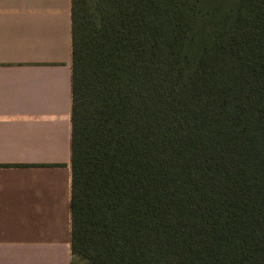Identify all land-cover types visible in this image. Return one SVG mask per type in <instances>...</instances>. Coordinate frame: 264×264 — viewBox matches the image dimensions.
<instances>
[{
  "label": "trees",
  "instance_id": "1",
  "mask_svg": "<svg viewBox=\"0 0 264 264\" xmlns=\"http://www.w3.org/2000/svg\"><path fill=\"white\" fill-rule=\"evenodd\" d=\"M70 247L88 264H264V0H71Z\"/></svg>",
  "mask_w": 264,
  "mask_h": 264
},
{
  "label": "crops",
  "instance_id": "2",
  "mask_svg": "<svg viewBox=\"0 0 264 264\" xmlns=\"http://www.w3.org/2000/svg\"><path fill=\"white\" fill-rule=\"evenodd\" d=\"M71 0H0V264H74Z\"/></svg>",
  "mask_w": 264,
  "mask_h": 264
},
{
  "label": "rangeland",
  "instance_id": "3",
  "mask_svg": "<svg viewBox=\"0 0 264 264\" xmlns=\"http://www.w3.org/2000/svg\"><path fill=\"white\" fill-rule=\"evenodd\" d=\"M74 264H88L84 259L74 255Z\"/></svg>",
  "mask_w": 264,
  "mask_h": 264
}]
</instances>
